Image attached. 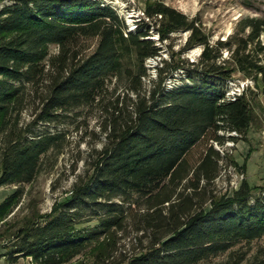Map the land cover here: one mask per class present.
<instances>
[{"label": "trees", "instance_id": "trees-1", "mask_svg": "<svg viewBox=\"0 0 264 264\" xmlns=\"http://www.w3.org/2000/svg\"><path fill=\"white\" fill-rule=\"evenodd\" d=\"M153 31L161 43L188 31L177 54L201 46L199 59L162 58ZM263 34V18H245L233 36L213 42L197 18L161 1L147 3L134 29L101 0H15L1 7L0 186L33 182L43 157L59 145L64 135L38 130L39 125L62 122L64 112L98 103L114 78L130 79L128 90L136 93L128 102H115L106 141L90 154L88 176L49 213L16 229L9 260L66 263L100 237L125 228L142 206L138 230L147 232L149 242L121 264H197L263 237L264 186L243 180L233 194L220 197L200 190L201 178L217 174L221 154L212 145L194 172L193 193L173 201L175 184L189 172L193 147L205 137L224 142L223 130L243 135L254 121V91L247 87L234 100L226 91L236 72L255 84L264 78ZM89 38L97 43L87 54L82 42ZM155 57H161L159 78L143 92L142 79L150 76L146 60ZM179 71L184 80L168 88L166 79ZM47 78L40 108L19 126L28 86ZM23 194L17 188L4 198L0 222Z\"/></svg>", "mask_w": 264, "mask_h": 264}, {"label": "rangeland", "instance_id": "rangeland-1", "mask_svg": "<svg viewBox=\"0 0 264 264\" xmlns=\"http://www.w3.org/2000/svg\"><path fill=\"white\" fill-rule=\"evenodd\" d=\"M15 0H0V8ZM105 4H111L125 19L129 29H134L137 21L144 15L147 3L154 1L166 4L182 11L190 18H197L208 33L213 42L226 40L240 30V21L245 18L264 19V0H101ZM152 38L163 46L162 58L170 59L171 63L179 59L189 62L197 61L202 47L196 46L185 51L181 55L178 51L185 44L189 35L188 31L172 33L168 40L161 43L155 31ZM264 40V34L262 35ZM97 39L83 40L84 53H90L96 46ZM52 54H57L58 47L52 45ZM175 52L172 57V53ZM223 57L228 58L230 52L223 51ZM161 57L148 58L146 66L150 76L142 79V91L148 92L153 87L151 79L159 78L156 66L160 64ZM161 65V64H160ZM181 71L174 77L166 79L168 88L173 87L184 80ZM235 79L228 82V90H236L242 83L254 91V121L247 133L237 135L225 130L219 134L224 142H216L209 137L203 138L187 155L189 172L183 173L181 179L175 184L173 201L181 200V193L192 194V179L195 178V170L202 161L207 148L213 146L221 154L218 163L217 174L211 180L200 179V190L208 191L207 196L214 197L231 195L237 190L243 180H247L251 186H264V78L255 84L251 78H243L236 72ZM130 79L126 77L114 78L110 88L104 94L103 99L90 106L77 108L75 111L64 112L62 122L50 125H39L38 130L48 129L53 133L59 132L64 136L56 148L51 149L42 160V165L36 179L26 184H11L0 186V203L17 188L24 191L20 203L14 211L0 222V264H41L30 257H19L12 263L6 253L10 249L11 239L16 229L27 221L36 219L49 213L52 208L63 202L71 195L73 185L84 180L89 174V157L95 149H101L106 141L104 128L108 125L114 104L120 98L128 102L135 98L136 93L128 90ZM48 78L38 85H29L27 88L23 109L19 114V126H24L33 119L34 114L41 106L42 95L47 89ZM233 135L235 138H231ZM233 141V145H228ZM218 148H221V152ZM169 205V202L164 204ZM144 206L137 208L135 216L126 223L125 228L115 231L113 234L102 236L92 242L81 254L63 264H121L122 261L145 246L149 240L147 232L139 231V216L144 211ZM138 213V214H137ZM95 223V222H93ZM92 223V224H93ZM264 260V236L252 241H243L236 244L226 252L203 260L197 264H222L231 260L237 264H250L254 261Z\"/></svg>", "mask_w": 264, "mask_h": 264}, {"label": "built area", "instance_id": "built-area-1", "mask_svg": "<svg viewBox=\"0 0 264 264\" xmlns=\"http://www.w3.org/2000/svg\"><path fill=\"white\" fill-rule=\"evenodd\" d=\"M249 82H251L249 79H247V81L245 82L244 81V83H242V86H243V91H244V89H246V87H245V84H247V83H249ZM242 90H240V87H238L236 90L234 89H232V90H228L227 89V91H226V98L227 99H229V100H234V99H236V97L238 96V95H240L242 92H243ZM231 133H234V134H237L238 135V133L236 132V131H232ZM217 142V141H216ZM227 144L230 146V145H233V141H228L227 142ZM221 152H223V150L221 149V148H218Z\"/></svg>", "mask_w": 264, "mask_h": 264}]
</instances>
